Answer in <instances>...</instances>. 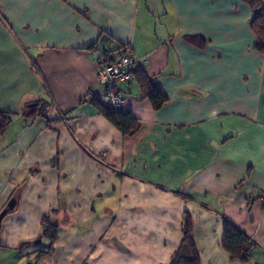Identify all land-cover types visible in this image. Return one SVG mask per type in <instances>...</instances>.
<instances>
[{"label": "crops", "instance_id": "1", "mask_svg": "<svg viewBox=\"0 0 264 264\" xmlns=\"http://www.w3.org/2000/svg\"><path fill=\"white\" fill-rule=\"evenodd\" d=\"M251 18L242 0H0V112L12 116L0 213L17 194L0 264H176L185 214L198 264H264V56ZM124 51L167 98L154 110L135 77L119 85L133 136L91 103L101 57ZM36 101L47 109L27 118ZM46 218L57 238L36 262ZM224 220L255 242L246 262L222 248Z\"/></svg>", "mask_w": 264, "mask_h": 264}, {"label": "trees", "instance_id": "2", "mask_svg": "<svg viewBox=\"0 0 264 264\" xmlns=\"http://www.w3.org/2000/svg\"><path fill=\"white\" fill-rule=\"evenodd\" d=\"M242 1L250 8L252 12V18L249 22V27L256 40L254 50L264 56V0ZM187 40L194 45H202L201 40L198 38H188ZM125 52L126 51L123 53ZM122 54L118 55V57ZM101 58L104 63H110L116 59L109 56V53H105ZM133 77H135L138 82L142 98L148 99L154 110L161 109L162 106L167 102V98L156 88L154 82L147 78L144 73L138 70V68L134 71ZM91 103L96 107L98 113L107 119L123 135L133 136L138 132L140 123L132 116L130 111H126L125 109L118 111L112 110L111 108L101 104L98 100H93ZM47 107L48 104L43 101H36L26 104L24 107V115H27V118H33L38 115L41 116ZM11 117L12 116L9 114L0 112V136H2L10 126ZM12 199H14L17 203V194L16 196L12 197ZM15 208L16 204L11 210L7 209L5 217L11 215L15 211ZM57 232L58 227L52 224L47 218L42 221L40 238L49 242V250L47 252L41 253L37 257L36 262L39 259L47 256L52 250V244L57 238ZM255 246V242L252 241L236 226L227 220L223 221L222 248L230 255L232 260L246 262L249 258V252L252 251ZM183 248L188 249L187 256H183ZM174 259L176 260V264H198V257L194 250L192 241V222L188 214H185L182 219L181 243L179 249L175 253Z\"/></svg>", "mask_w": 264, "mask_h": 264}, {"label": "built area", "instance_id": "3", "mask_svg": "<svg viewBox=\"0 0 264 264\" xmlns=\"http://www.w3.org/2000/svg\"><path fill=\"white\" fill-rule=\"evenodd\" d=\"M101 59V63L96 70V83L101 88L97 99L101 104L112 110H123L125 100L119 85L129 82L133 78L134 71L144 61L134 58L128 51L110 63H104ZM261 202L264 204V197H262Z\"/></svg>", "mask_w": 264, "mask_h": 264}, {"label": "water", "instance_id": "4", "mask_svg": "<svg viewBox=\"0 0 264 264\" xmlns=\"http://www.w3.org/2000/svg\"><path fill=\"white\" fill-rule=\"evenodd\" d=\"M15 204H16V201H15L14 199H11V200L8 202L7 206H6L7 208H6L4 211H2V212L0 213V225H1L2 220L5 218L6 210H7V209L11 210V209L15 206ZM39 241H40V240H39ZM182 252H183V254H184L185 256L188 255V249H187V248H183Z\"/></svg>", "mask_w": 264, "mask_h": 264}]
</instances>
